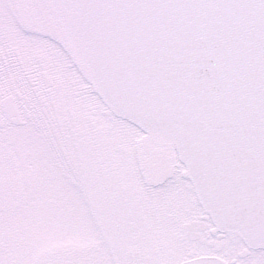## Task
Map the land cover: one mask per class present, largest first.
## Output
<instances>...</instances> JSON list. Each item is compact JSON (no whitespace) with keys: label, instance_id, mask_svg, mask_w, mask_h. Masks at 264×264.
<instances>
[{"label":"snow or ice","instance_id":"1","mask_svg":"<svg viewBox=\"0 0 264 264\" xmlns=\"http://www.w3.org/2000/svg\"><path fill=\"white\" fill-rule=\"evenodd\" d=\"M0 264H264V0H0Z\"/></svg>","mask_w":264,"mask_h":264}]
</instances>
